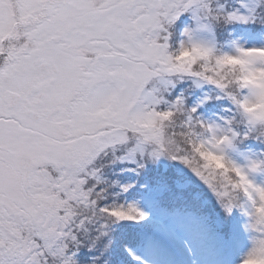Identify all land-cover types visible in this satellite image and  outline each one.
Listing matches in <instances>:
<instances>
[{"label": "snow or ice", "instance_id": "6c2138e0", "mask_svg": "<svg viewBox=\"0 0 264 264\" xmlns=\"http://www.w3.org/2000/svg\"><path fill=\"white\" fill-rule=\"evenodd\" d=\"M0 264H264V0H0Z\"/></svg>", "mask_w": 264, "mask_h": 264}]
</instances>
